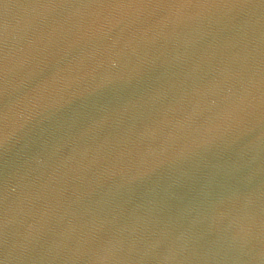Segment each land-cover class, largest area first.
Returning <instances> with one entry per match:
<instances>
[{
  "label": "water",
  "instance_id": "water-1",
  "mask_svg": "<svg viewBox=\"0 0 264 264\" xmlns=\"http://www.w3.org/2000/svg\"><path fill=\"white\" fill-rule=\"evenodd\" d=\"M0 264H264V0H0Z\"/></svg>",
  "mask_w": 264,
  "mask_h": 264
}]
</instances>
